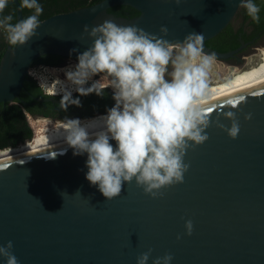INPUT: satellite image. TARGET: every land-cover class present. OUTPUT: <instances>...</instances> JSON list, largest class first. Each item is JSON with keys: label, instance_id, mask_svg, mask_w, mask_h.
I'll return each mask as SVG.
<instances>
[{"label": "water", "instance_id": "obj_1", "mask_svg": "<svg viewBox=\"0 0 264 264\" xmlns=\"http://www.w3.org/2000/svg\"><path fill=\"white\" fill-rule=\"evenodd\" d=\"M240 2L103 0L53 15L41 22L37 36L7 49L0 64V103L20 97L37 58L77 59L79 53L70 50L83 52L93 43L80 39L84 26L105 20L135 25L171 43L202 34L204 54L227 61L243 46L221 53L206 42L234 21ZM8 5L15 6L17 21L24 19L19 0ZM120 5L140 15L127 20L108 12ZM206 106L209 139L187 151L184 183L163 189L162 198H152L134 180L108 200L86 179L87 154L75 156L67 144L0 163V246L11 241L19 264H137L149 249L148 264L166 253L174 257L171 264H264V83ZM227 111L240 122L236 139L215 123L219 117L230 128ZM248 113L251 120L245 119ZM187 220L193 222L192 235ZM0 264L6 259L0 257Z\"/></svg>", "mask_w": 264, "mask_h": 264}, {"label": "clouds", "instance_id": "obj_2", "mask_svg": "<svg viewBox=\"0 0 264 264\" xmlns=\"http://www.w3.org/2000/svg\"><path fill=\"white\" fill-rule=\"evenodd\" d=\"M9 2L0 0V29L10 45H24L37 36L43 7L38 0H20L21 9H34V14L12 23V15H3ZM175 2L179 5L181 0ZM239 6L259 23L261 9L255 0H241ZM168 31L166 26L160 29L163 36ZM88 37L93 43L85 51L70 50L79 53L78 62L66 68V80L48 87L62 94L63 111L71 105L82 107L73 92L102 97L106 87L113 90L115 104L106 115L93 119L66 117L61 138L75 156L87 154L86 179L108 200L119 197L125 183L134 180L152 198H162L163 189L184 183L190 168L185 163L187 151L209 139L206 129L212 122L206 102L212 95L209 73L214 57L204 54V37L198 33L188 34L182 43H171L135 25L105 20L91 29L85 25L80 39ZM101 74L108 78L107 85L93 79ZM223 115L231 120V127L220 123L219 117L216 126L238 138L241 126L236 114ZM245 119L251 120L252 114ZM185 227L192 235L193 222L187 220ZM12 249L11 241L0 246V257L6 264H19ZM152 251L139 255L137 264H148ZM173 259L166 253L153 264H171Z\"/></svg>", "mask_w": 264, "mask_h": 264}, {"label": "trees", "instance_id": "obj_3", "mask_svg": "<svg viewBox=\"0 0 264 264\" xmlns=\"http://www.w3.org/2000/svg\"><path fill=\"white\" fill-rule=\"evenodd\" d=\"M11 1V0H10ZM20 1V0H19ZM103 0H38V2L43 7V13L39 16L40 22L46 20L53 15L60 13H67L71 11H75L81 8L89 7L94 4H97ZM255 3L260 7L261 11L259 13L260 21L259 23L254 22L251 17L247 15L246 9L242 8L239 10L238 15L243 18V23L240 24L239 32H242L243 26L246 24L254 27L255 29L264 33V0H255ZM23 15L24 18L34 14V9L24 8ZM109 13L113 14L116 17H122L127 20L134 19L140 15V13L132 8L131 6L120 5L112 7L108 10ZM3 15H12L13 21L12 23L17 22L16 18V8L14 5H8L3 13ZM239 17V16H238ZM249 38L244 35L243 41H247ZM206 45L218 52L226 53L232 50L239 48L241 45V41L238 39V34L235 33V26L233 23H230L220 34L216 37L208 40ZM9 47L14 48L15 46L10 45L6 38V33L3 29H0V64L3 56L7 52ZM60 56L57 55H44L37 58L33 66L39 62H58ZM56 66L55 64H51ZM113 90L107 88L104 90V95L98 96L95 93L90 94L88 96H80L79 93L73 98H79L82 107L92 110L94 113L91 114L90 117L97 116V111L102 110L103 113H107V109L115 104V101L112 98ZM47 97L43 93V90L38 86L36 81L27 75L24 81L23 89L20 93V98H17L14 102L6 103L7 107L10 109L9 113L13 116V121L18 119V121L25 126L26 135L22 140V144L16 142L14 146L11 148H17L20 145L25 144L28 141H31L34 138V131L31 126L28 124L27 117L25 115L26 111L33 112L35 109H41V105L38 102V98ZM23 100H28L30 103L34 104H25ZM61 100V99H60ZM33 105V106H32ZM2 107V105H0ZM5 123V122H4ZM2 144H0V150L10 149V148H2Z\"/></svg>", "mask_w": 264, "mask_h": 264}, {"label": "flooded vegetation", "instance_id": "obj_4", "mask_svg": "<svg viewBox=\"0 0 264 264\" xmlns=\"http://www.w3.org/2000/svg\"><path fill=\"white\" fill-rule=\"evenodd\" d=\"M232 23L235 26V33L238 34V39L241 41V45L239 46V48L242 46L243 48L239 52L235 53L228 60L231 63L240 64L241 62H243L246 56L251 54L250 52L251 50L254 49V47L260 46L264 42V33H262L261 31L255 29L254 27L248 24L243 26L242 32H239L240 24L243 23V18L240 17V15L238 14ZM244 35H246L249 38L247 41H243ZM71 62L77 63L78 61L75 58L61 57L58 60V62H55V63L54 62H39L32 67L37 68V69H39L41 66L60 67L65 64H70ZM51 64H55L56 66L51 65ZM76 95H77V92L73 94V97H75ZM61 98L62 96H50V95H47V97L38 98V102L40 103L42 108L39 110L35 109L33 112L26 111L25 115L27 117V120H28V117L36 118V119L45 118V119H51V120H64L61 123H65L66 117L67 118H79L82 120L85 118H90L91 114L94 113L92 110H88L84 107H77L75 105H71L68 107L67 111H63L59 103ZM23 102L25 104H34V103H30L28 100H23ZM0 105H2V107H0V144L3 145L1 149L11 148L12 146H14L16 142H18L19 144H22V140L24 136L26 135V131H27L25 129V126L21 124L18 121V119H15L13 121V116L9 113L10 109L7 107V105H5L4 103H0ZM103 112L104 111L99 110L97 111L96 114L98 115L103 114Z\"/></svg>", "mask_w": 264, "mask_h": 264}, {"label": "bare ground", "instance_id": "obj_5", "mask_svg": "<svg viewBox=\"0 0 264 264\" xmlns=\"http://www.w3.org/2000/svg\"><path fill=\"white\" fill-rule=\"evenodd\" d=\"M248 65V68H246L247 66L234 68L233 72L229 71V73L232 72L230 75L228 73V69L222 66L219 69L220 76L218 80H213L211 78V74L209 73V86L212 90V95L207 102L241 92L264 83V48L261 51L260 60L254 65ZM51 72L54 75H58V73H64L65 68H60L59 70L52 68ZM44 79L42 82L47 84V82H45L47 79ZM51 88H53V90L56 89V87ZM98 116L101 115L94 116L93 118ZM36 123L37 131L33 140L28 141L17 148L0 152V163L66 145L60 135V130L63 128L64 123L53 122L50 119H38Z\"/></svg>", "mask_w": 264, "mask_h": 264}, {"label": "rangeland", "instance_id": "obj_6", "mask_svg": "<svg viewBox=\"0 0 264 264\" xmlns=\"http://www.w3.org/2000/svg\"><path fill=\"white\" fill-rule=\"evenodd\" d=\"M263 48H264V42L260 46L254 47V49L251 50V52H250L251 54L246 56L244 58L243 62H241L240 64L231 63V62H229V60L221 61V60L214 59L213 65H212V68H211V71H210L211 78L213 80H218L219 79V76H220L219 69L222 66L226 67L228 69V73H229V71L233 72L234 68H236V67H240V66H245L246 67L248 64H253V65L256 64L260 60V55H261V51H262ZM74 64H75V62H71L70 64H65V65H62L60 67L61 68H65V67H69L70 65H74ZM248 66L246 68H248ZM43 67H45V66H43ZM34 71H36L38 74H42L45 77V79H47L49 81L51 86L52 85H56L57 82L60 79H66L63 72L62 73H58V75L57 74L54 75V74L48 73L47 71H44L43 68H39V69L35 68ZM232 72H230L229 75ZM95 79H101L102 83H104L105 85H107L108 82H109L108 78L103 76V74H101V76H96ZM108 88L111 89V87H108ZM42 119H45V118H42ZM37 121H38V119H36V118L28 117V122H29L32 130L35 131V134H36V131H37V125H36Z\"/></svg>", "mask_w": 264, "mask_h": 264}, {"label": "built area", "instance_id": "obj_7", "mask_svg": "<svg viewBox=\"0 0 264 264\" xmlns=\"http://www.w3.org/2000/svg\"><path fill=\"white\" fill-rule=\"evenodd\" d=\"M40 68H43V70L44 71H47L48 73H51L52 74V72H51V69L52 68H55V69H57V70H59L61 67H43V66H41ZM66 68L67 67H65V71H66ZM34 67H32L29 71H28V75L30 76V77H32L35 81H36V83L38 84V86L43 90V93L45 94V95H50V96H62V94L61 95H57L56 94V89H54L53 90V88H51V87H48V86H50V83H49V81L48 80H45V82H47V84L46 83H43L42 82V80L45 78L42 74H38L36 71H34ZM34 71V72H33ZM30 72H31V74H30ZM64 76H65V72H64ZM93 79H95V77L93 78ZM63 80H66V79H60V81H63ZM42 85H44V87H42ZM91 85V81L89 82V85L88 86H90ZM73 94H75V93H73ZM34 135H35V131H34ZM11 149V148H10ZM10 149H5V150H0V152H4V151H6V150H10Z\"/></svg>", "mask_w": 264, "mask_h": 264}]
</instances>
